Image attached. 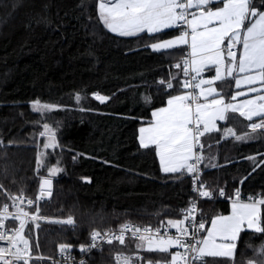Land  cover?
<instances>
[{
    "label": "trees",
    "instance_id": "1",
    "mask_svg": "<svg viewBox=\"0 0 264 264\" xmlns=\"http://www.w3.org/2000/svg\"><path fill=\"white\" fill-rule=\"evenodd\" d=\"M253 3L264 8V0ZM179 33L167 29L152 36H118L100 22L98 0H0V185L6 192L36 199L40 177L58 162L62 171L51 177V195L39 201V213L72 216L75 222L74 226L27 225L24 235L33 254L45 257L30 264H51L47 259L59 253L60 244L72 245L71 253L82 254L79 246L89 244L93 230L125 223L166 225L169 219L183 218L193 200L190 175L165 173L155 149L141 148L138 139L139 127L151 122L153 110L185 90L178 84L184 79L182 67L174 65L183 60L187 46L155 52L146 45ZM160 80H171L173 88L166 89ZM217 87L226 100L231 98L232 79L218 82ZM94 93L110 99L101 103ZM76 94L85 97L79 104ZM36 99L61 106L46 117L58 122L60 147L46 150L51 154L39 173L36 159L43 140L37 133L42 129L37 124L39 114L31 110ZM228 116L218 123L219 131L201 137L200 181L204 190L218 196L223 189L227 197L202 203L205 225L214 215L230 212L234 189L241 200L264 194V131L257 130L252 133L255 139L247 141L226 138L227 127L239 135L251 131L249 121L239 114ZM138 242L102 245L84 262L115 264L116 250L170 259L165 253L138 250ZM262 243L264 234L241 233L238 264H247ZM204 260L230 264L222 257Z\"/></svg>",
    "mask_w": 264,
    "mask_h": 264
},
{
    "label": "snow or ice",
    "instance_id": "2",
    "mask_svg": "<svg viewBox=\"0 0 264 264\" xmlns=\"http://www.w3.org/2000/svg\"><path fill=\"white\" fill-rule=\"evenodd\" d=\"M98 18L104 28L121 37H138L144 33L152 36L166 29H180L179 35L174 38H157L159 42L146 46L155 52L187 46L189 51L185 58L174 67H182L186 78L178 81L180 87L192 91L171 95L165 107L153 111L152 121L139 129V144L141 148L155 149L165 173L192 175L193 191L200 197L211 199L212 193L204 190L206 186L199 178V165L204 159L201 137L206 133L219 131L216 121H227L230 118L228 113H238L248 121H253V117L260 119L247 125L251 131H246L243 135L237 134L232 127H227L224 130L226 138L230 135L237 141H247L255 139L252 133L264 129V8L256 7L253 0H98ZM213 68L215 76L212 79L201 76L206 69L211 71ZM227 78H232L238 89L242 85H259L250 87L247 91L236 92L231 95L232 101L249 93L257 95L239 104L226 103L225 98L212 85ZM172 79H176V76L173 75ZM159 83L166 89L173 88L171 80H160ZM203 85L208 87H202ZM195 89L200 90L199 94ZM93 97L101 103L110 99L98 93H94ZM84 98L80 94L75 95L78 104ZM145 99L150 102V97ZM31 110L39 114L37 124L42 130L37 136L43 140L40 147L43 150L59 148L58 122L53 124L50 119L54 120V117H46L61 110V106L36 99L31 104ZM50 154L45 151L37 153V173L46 167V156ZM250 159L255 160L254 157ZM61 171L58 162L56 166L47 167V176L40 177V191L36 201L46 195L50 196L51 177ZM46 187L49 191H46ZM0 190H3L2 185ZM3 191L12 199V206L16 207V211L10 212L8 204L0 208V242H5V246L0 247V264H30L33 259H45L33 254L29 237L24 232L27 223L47 218L39 216L38 204L31 213L17 206V200L20 204L25 203L23 193L12 196L6 190ZM219 194L225 195L223 189L219 190ZM36 201L26 199L29 207ZM196 210L197 205L193 201L183 212L182 219L167 221L169 227L176 229V235H169L167 231L161 234L160 229H141L125 223L117 231L102 233L93 230L90 233L91 242L80 245L79 251L88 253L100 248L102 243L112 245L114 241L126 246V234L131 233V238L139 241L136 244L138 250L168 254L170 260H165L163 264H208L205 257H222L230 264H238L237 248L241 233L250 231L264 234V195L250 196L244 202L237 190L231 204V214L212 218L211 227L203 236L200 232L205 230V222H197L193 215ZM9 219L19 221V226L6 224L5 221ZM54 222L70 226L75 224L71 216ZM35 227L39 228V224L36 223ZM38 247L37 244L36 248ZM71 248L72 245L69 244L59 245V253L64 256L65 264L74 259L70 254ZM173 248L177 251L171 252L170 249ZM253 251L255 255L247 260V264H264V243ZM144 259L139 255H125L123 251L114 257L115 264H136ZM80 264L85 262L81 260ZM148 264H151V260Z\"/></svg>",
    "mask_w": 264,
    "mask_h": 264
},
{
    "label": "built area",
    "instance_id": "3",
    "mask_svg": "<svg viewBox=\"0 0 264 264\" xmlns=\"http://www.w3.org/2000/svg\"><path fill=\"white\" fill-rule=\"evenodd\" d=\"M179 31H180V29H179ZM188 51H189V50H188V48H187L186 53H187ZM186 53H185V55H186ZM184 58H185V56H184ZM184 58H183V59H184ZM191 74H192V75H195L194 73H191ZM184 79H186V78L184 77ZM185 90H186L187 92H188V91H192V89H185ZM195 92L197 93V89H195ZM251 123H252V122H251ZM249 124H250V123H248V125H249ZM248 129H249V128H248ZM249 130H250V129H249ZM258 130H261V129H258ZM262 130H264V129H262ZM199 168H200L199 178H200V180H201V176H202L201 163H200V165H199ZM190 177H191V191H192V193H193V200H192V202L195 201V203H196V205H197V210H196V212H195L193 215H195L197 222H199V221L203 220L202 217H201V209H202V203H203L204 201H213V200H216V199H225V198H227V197H226V194H225L224 196H220V194H219L218 196H215L214 194H212V198H211V199L206 198V197H200L199 194H198L197 192H194V191H193V177H192V175H190ZM197 187H199V185H197ZM236 191H237L236 189L233 190L232 196L230 197L231 200H232L233 198H235V193H236ZM7 193H9V192H7ZM10 194H11L12 196H19L21 193H15V192H12V193H10ZM262 195H264V194H262L261 192H258L256 195H254V196H252V197H259V196H262ZM23 196H24L26 199H32V200L36 201V199L31 198V197H28V196H26V195H24V194H23ZM26 199H25V203H24V204H20L18 200L16 201V204H17V206L24 208L26 211H29L30 213L34 211V209H35L36 205L38 204V202H39L40 200H42V199H40V200L36 201V203H35L33 206L29 207V206L27 205V203H26ZM246 200H247V199H246ZM192 202H191V203H192ZM4 204H8V205H9V211H10V212H15V211H16V207L12 206V205H13V201H12V199H10L7 195H5V192H4V199H3V201L0 203V208H2ZM190 206H191V204H190L187 208H189ZM187 208H186V209H187ZM186 209H185V210H186ZM185 210H184V211H185ZM39 216H40V217L47 218V219H38V220L35 221V222L27 223L26 226H27V225H30V224L35 225L36 223H38L39 225L44 224V225H56V226H70V225L60 224V223H55V222H54V221H56V220L67 219L69 216H66V217H61V216H47V215H43V214H40V213H39ZM71 217H72V216H71ZM72 218H73V217H72ZM73 219H74V218H73ZM5 223H6V224H9V225H11V224H15V226H17V227L19 226V221H12L11 219L5 221ZM186 223H187V222H186ZM131 224H132V225H135V226H138V227H140L141 229H143V228H145V227H149V228H151V229H153V230H155V229H160V230H161V234H163L165 231H167V233H168L169 235H176V234H177V233H176V229L169 227L167 224H166V225H156V226H155V225H153V226H140V225H136V224H134V223H131ZM118 229H119V227H118V228L104 229V230H102L101 232L103 233V232H106V231H109V230L117 231ZM202 232H203V231H202ZM202 232H200V235H201ZM128 239H132V238H131V233H127V234H126V239H125V240H128ZM90 242H91V241H90V235H89V243H90ZM105 244H106V243H102L101 246H102V245H105ZM4 246H5V242H0V247H4ZM101 246H100V247H101ZM93 250H95V249H92V251H93ZM92 251H91V252H92ZM120 251H123V250H116V251L113 252L112 258H113V261H114V262H115V260H114L115 255L118 254ZM170 251H171V252H175V251H177V249L173 248V249H170ZM180 251H183V249H180ZM91 252H88V253H82V254H80V255L70 253L71 256H72L74 259L69 260V261L67 262V264H80V261H81V260L85 261V256L88 255V254L91 253ZM123 252H124L125 255H128V256L135 257V256L139 255V256L145 258V259L142 260V261H137L136 264H148L149 260H151V264H158V262H159V264H163V262L165 261L164 259H153V258H151V257L146 256V255H145L144 253H142V252H137V251H133V252H130V251H123ZM47 260H48L51 264H65V258H64V256H61L60 253L56 254L55 256H53V257H51V258H48ZM168 260H170V259H168ZM31 261H32V260H31ZM31 261H30V263H31Z\"/></svg>",
    "mask_w": 264,
    "mask_h": 264
},
{
    "label": "crops",
    "instance_id": "4",
    "mask_svg": "<svg viewBox=\"0 0 264 264\" xmlns=\"http://www.w3.org/2000/svg\"><path fill=\"white\" fill-rule=\"evenodd\" d=\"M215 5H213V7H214ZM194 11V10H193ZM167 30V29H166ZM189 50V49H188ZM201 76L202 77H204V79H212L214 76H215V71H214V68H213V70H211V71H209V70H205L203 73H201ZM227 79H232V78H227ZM232 81H233V93H232V95L233 94H235L236 92H238V91H247V89L248 88H250V87H258L259 85H242L241 86V88H236L235 87V82H234V80L232 79ZM218 82H220V81H216L212 86L213 87H215L218 91H219V89H218V87H217V83ZM202 87H205V88H207L208 87V85H203ZM199 89H197V93L199 94ZM220 92V91H219ZM182 93H186L185 92V90L183 91V92H180V93H178V94H182ZM177 95V94H176ZM255 95H257L256 93H249L247 96H240V97H237V100H235V101H232L231 100V98L229 99V100H226L225 99V102L227 103V102H231V103H234V104H239V103H241L242 101H244V100H246V99H249V98H252V97H254ZM212 98H214V97H209V99H212ZM200 102L202 103L203 102V97H201L200 98ZM166 106V105H165ZM165 106H163V107H165ZM161 108V107H160ZM157 109H159V108H157ZM157 109H155V110H157ZM155 110H153V111H155ZM238 114V113H237ZM244 118V117H243ZM152 119H153V117H152ZM245 119V118H244ZM258 119H260V118H258V117H253V121H249V123H251V122H256V121H258ZM246 120V119H245ZM152 121V120H151ZM248 121V120H247ZM219 122H221V121H216V124H217V126H218V123ZM148 124L149 123H147V124H144V125H142V126H140V127H146V126H148ZM140 127H139V129H140ZM138 139H139V130H138ZM158 159H159V157H158ZM159 162H160V160H159Z\"/></svg>",
    "mask_w": 264,
    "mask_h": 264
},
{
    "label": "rangeland",
    "instance_id": "5",
    "mask_svg": "<svg viewBox=\"0 0 264 264\" xmlns=\"http://www.w3.org/2000/svg\"><path fill=\"white\" fill-rule=\"evenodd\" d=\"M177 35H179V34H174L173 36H170V37H168L167 39H170V38H174L175 36H177ZM166 40V39H165ZM159 42V41H158ZM204 78V77H203ZM185 92H187V91H185ZM198 94V93H197ZM256 122H258V121H256ZM262 130V129H261ZM262 131H264V130H262ZM41 151H45L46 152V150H43L42 148H41ZM235 198H233L232 200H231V202H230V212L229 213H227V214H224V213H218V214H216V215H214L212 218H214V217H216V216H219V215H224V216H226V215H230L231 214V204H232V202H233V200H234ZM242 201H244V202H247V200H242ZM39 203V202H38ZM211 218V219H212ZM211 219H210V221H211ZM210 221L208 222V224L206 223V225H205V230L203 231V235H206V231H207V229H209L210 227H211V224H210ZM203 235H201V236H203Z\"/></svg>",
    "mask_w": 264,
    "mask_h": 264
},
{
    "label": "water",
    "instance_id": "6",
    "mask_svg": "<svg viewBox=\"0 0 264 264\" xmlns=\"http://www.w3.org/2000/svg\"><path fill=\"white\" fill-rule=\"evenodd\" d=\"M85 181H88L89 182V179H85ZM50 190H51V188H50ZM46 191H49V189H47V187H46ZM51 193V192H50ZM51 195V194H50ZM50 196L49 195H46V196H44L43 198H41V199H47V198H49Z\"/></svg>",
    "mask_w": 264,
    "mask_h": 264
},
{
    "label": "bare ground",
    "instance_id": "7",
    "mask_svg": "<svg viewBox=\"0 0 264 264\" xmlns=\"http://www.w3.org/2000/svg\"><path fill=\"white\" fill-rule=\"evenodd\" d=\"M31 225V224H30Z\"/></svg>",
    "mask_w": 264,
    "mask_h": 264
}]
</instances>
